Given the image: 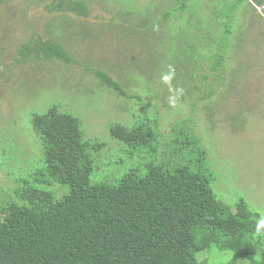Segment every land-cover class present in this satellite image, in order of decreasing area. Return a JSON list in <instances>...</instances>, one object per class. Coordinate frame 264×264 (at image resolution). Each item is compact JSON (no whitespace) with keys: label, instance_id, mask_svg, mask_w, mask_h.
I'll list each match as a JSON object with an SVG mask.
<instances>
[{"label":"rangeland","instance_id":"rangeland-1","mask_svg":"<svg viewBox=\"0 0 264 264\" xmlns=\"http://www.w3.org/2000/svg\"><path fill=\"white\" fill-rule=\"evenodd\" d=\"M52 1L0 4V195L17 185L13 176L27 174L42 162V144L31 124L35 112L57 105L82 120L86 140L106 142L92 181L110 183L150 160L136 163L128 153L113 156L122 155L124 145L109 136L111 124L131 125L137 115L151 110L158 114L152 120L158 122L164 140L170 137L172 124L191 112L209 151L218 199L235 209L245 198L264 216V0L262 4L243 0L235 11L225 78L217 94L204 101L208 104L196 102L198 93L193 95L195 108L188 99L175 101L176 83L195 87L191 73L196 75L203 61L197 52L211 55L214 39L220 36L216 30H224L214 24L223 22L237 0H191L177 11L181 0H84L86 16L51 13L47 5ZM167 12L173 15L166 20ZM32 34L59 41L79 67L19 63V48ZM185 62L186 67L179 66ZM203 62L205 72L212 73ZM90 68L123 77L130 93H139L143 102L124 99L100 85ZM170 69L173 78L164 83L162 75ZM146 102L151 103L148 109ZM171 103L172 107H163ZM201 257H210L208 264H252L217 246L200 253L197 264Z\"/></svg>","mask_w":264,"mask_h":264},{"label":"trees","instance_id":"trees-1","mask_svg":"<svg viewBox=\"0 0 264 264\" xmlns=\"http://www.w3.org/2000/svg\"><path fill=\"white\" fill-rule=\"evenodd\" d=\"M189 1L181 0L175 11L186 9ZM242 1L232 5L223 22L214 24L224 30H216L220 36L214 39L211 55L197 52L212 73L205 72L200 61L198 73H191L195 87L176 83V102L188 99L195 108L198 100L206 103L217 94L225 78L234 13ZM47 10L88 15L84 0H54ZM172 15L167 12L163 18ZM18 54V62L29 67L54 62L66 64L60 68L79 67L59 41L44 35H30ZM179 66L186 67L187 62ZM88 72L122 98L143 102L139 93H130L123 77L92 68ZM196 93V102L190 101ZM144 104L147 109L151 106ZM157 116L148 110L131 125H110L109 136L124 145L122 155L113 156L128 153L136 163L150 158L110 183L92 181L95 161L99 163L106 142L86 140L82 120L57 105L35 112L31 124L43 158L37 168L13 176L17 185L0 195V264H197L198 255L213 246L252 264H264V230L256 232L262 214L245 198L235 209L218 199L209 151L193 114L176 120L164 140L158 122L152 120ZM202 257L199 264H208L210 257Z\"/></svg>","mask_w":264,"mask_h":264},{"label":"clouds","instance_id":"clouds-1","mask_svg":"<svg viewBox=\"0 0 264 264\" xmlns=\"http://www.w3.org/2000/svg\"><path fill=\"white\" fill-rule=\"evenodd\" d=\"M172 78H173V73H172L171 69H170V72L168 74L162 75V81L164 83H170ZM262 230H264V216L260 217L256 223V232L261 233Z\"/></svg>","mask_w":264,"mask_h":264}]
</instances>
